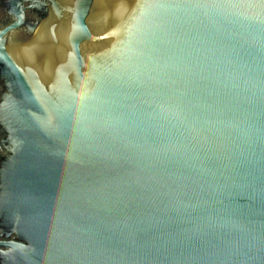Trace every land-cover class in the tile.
I'll use <instances>...</instances> for the list:
<instances>
[{"label": "water", "instance_id": "95a60500", "mask_svg": "<svg viewBox=\"0 0 264 264\" xmlns=\"http://www.w3.org/2000/svg\"><path fill=\"white\" fill-rule=\"evenodd\" d=\"M0 264H264V0H0Z\"/></svg>", "mask_w": 264, "mask_h": 264}]
</instances>
